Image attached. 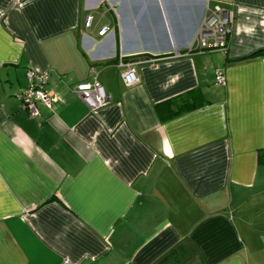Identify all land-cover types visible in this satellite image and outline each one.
Wrapping results in <instances>:
<instances>
[{"label": "crops", "instance_id": "1", "mask_svg": "<svg viewBox=\"0 0 264 264\" xmlns=\"http://www.w3.org/2000/svg\"><path fill=\"white\" fill-rule=\"evenodd\" d=\"M206 7L225 51L187 49ZM29 68L57 98L34 118ZM248 202L264 219V0H0V264H251Z\"/></svg>", "mask_w": 264, "mask_h": 264}, {"label": "built area", "instance_id": "2", "mask_svg": "<svg viewBox=\"0 0 264 264\" xmlns=\"http://www.w3.org/2000/svg\"><path fill=\"white\" fill-rule=\"evenodd\" d=\"M110 1L111 0H107V2ZM92 18V14L86 16L84 20V26L86 29L91 27ZM231 21V12L219 7H216L213 10H209L206 7L196 25L192 39L187 45V49L197 52L214 50L225 51L227 49V37L231 31ZM109 33H112V30L108 25H103L98 30L97 35L104 37ZM119 63L125 66V70L121 74L122 82L126 86L135 84L138 78L132 63L122 62L121 60ZM26 78L27 85L18 95V98L21 107L27 111L30 117L34 118L38 115L36 107L37 102L50 107L57 98L45 89V84L48 78V73L46 71L29 68L26 71ZM216 81H223V76L218 70H216ZM75 91L90 111H96L108 103V98L104 94L102 86L97 80H93L91 83H79L76 85Z\"/></svg>", "mask_w": 264, "mask_h": 264}, {"label": "rangeland", "instance_id": "3", "mask_svg": "<svg viewBox=\"0 0 264 264\" xmlns=\"http://www.w3.org/2000/svg\"><path fill=\"white\" fill-rule=\"evenodd\" d=\"M257 204L258 202H255L251 205V203L248 202V204L241 209L242 212L236 214L235 217L238 225L242 228L240 230L245 242L250 246L248 253L249 255L252 253L250 257L253 261L249 263L264 264L262 263V261H264V254L259 255L261 251H258L262 250V252H264V249L260 247L264 245V219H261L259 216V206Z\"/></svg>", "mask_w": 264, "mask_h": 264}, {"label": "trees", "instance_id": "4", "mask_svg": "<svg viewBox=\"0 0 264 264\" xmlns=\"http://www.w3.org/2000/svg\"><path fill=\"white\" fill-rule=\"evenodd\" d=\"M162 106L166 107V106H167V104H164V105H162Z\"/></svg>", "mask_w": 264, "mask_h": 264}]
</instances>
